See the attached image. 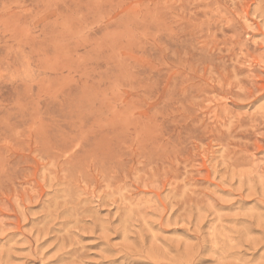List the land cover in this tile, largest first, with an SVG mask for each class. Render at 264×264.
I'll use <instances>...</instances> for the list:
<instances>
[{
    "label": "rangeland",
    "instance_id": "rangeland-1",
    "mask_svg": "<svg viewBox=\"0 0 264 264\" xmlns=\"http://www.w3.org/2000/svg\"><path fill=\"white\" fill-rule=\"evenodd\" d=\"M0 264H264V0H0Z\"/></svg>",
    "mask_w": 264,
    "mask_h": 264
}]
</instances>
